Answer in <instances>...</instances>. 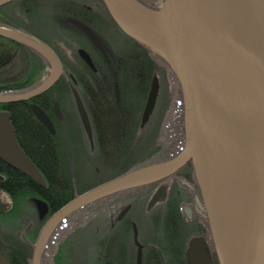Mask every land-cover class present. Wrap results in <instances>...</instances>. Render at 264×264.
<instances>
[{
  "label": "water",
  "instance_id": "1",
  "mask_svg": "<svg viewBox=\"0 0 264 264\" xmlns=\"http://www.w3.org/2000/svg\"><path fill=\"white\" fill-rule=\"evenodd\" d=\"M10 1L0 0V6ZM100 1L123 34L154 49L169 65L179 86L184 145L173 158L103 182L55 211L39 232L31 264H39L44 243L58 222L82 203L123 188L160 181L188 162L201 192V199L195 196V201L205 212L218 264H264V136L257 143L248 144L234 133L264 131V0H237L235 16L240 34L236 37L214 29L221 8L213 23L201 17L208 12L206 0H162L157 9L142 0ZM124 14L136 19V25L126 21ZM68 21L103 50L87 24L74 18ZM0 36L35 49L50 66L48 76L37 87L18 95H0V103L31 99L58 80L62 65L46 44L4 27H0ZM78 53L93 66L87 52L79 49ZM159 87L158 75L154 73L141 113V127L155 108ZM115 89L119 99L117 82ZM71 92L79 120L92 142L82 98L74 86ZM31 107L53 133L48 115L35 104ZM54 111L61 117L56 101ZM9 117L8 112H0V159L45 187L43 175L17 143ZM162 194L163 187L153 193L148 207ZM39 206L40 213H44V203L40 201ZM128 208L124 207L116 220ZM132 230L140 261L141 245L135 223ZM202 241L201 237L191 239L186 251L189 264H209Z\"/></svg>",
  "mask_w": 264,
  "mask_h": 264
},
{
  "label": "flooded vegetation",
  "instance_id": "2",
  "mask_svg": "<svg viewBox=\"0 0 264 264\" xmlns=\"http://www.w3.org/2000/svg\"><path fill=\"white\" fill-rule=\"evenodd\" d=\"M93 1L92 4L97 8L95 10H92V6L89 4L79 0L78 2L74 0H40V3H53L52 7L40 8L41 22L45 23L44 17H47V22L51 24L44 26L47 30L38 31L39 28L36 30L14 24L7 27L0 26L43 42L54 51L62 65L60 77L48 90L31 99L0 103V112L10 114L9 120L14 129L16 141L23 151L26 150L24 152L32 162V158L38 162L37 157L39 156L40 162L43 161L41 156L45 147L47 145L53 147L55 156L52 160V172L56 178L55 183H60L61 187L65 189L71 186L73 190L93 188L122 174L169 160L176 155L174 150L170 153L171 148L174 149L177 146L179 147L178 151H180L183 146L182 132L177 131V136L169 142L168 146L159 150V157L155 156L154 147H149L150 150H144L143 154L146 157L143 159L131 157L129 154L135 156L141 150L138 141L141 115L138 121L105 122L98 119L96 113L103 110L105 102L103 93L107 84V73L98 72V68L113 70L111 66L113 52L109 48L105 36L99 30L100 27L104 26L102 24L105 23L107 18L101 8L102 3H100L101 1ZM23 11L27 10H22V13ZM77 14L82 18L75 16ZM68 18L78 19L87 24L97 35L103 50L96 46L83 30L68 21ZM22 19L25 20V18ZM90 21L94 23L96 29L90 24ZM97 22H100V24H97ZM79 49H83L88 53L93 66L88 65L80 57ZM49 68V62L35 49L0 36V81H4L0 83V95H18L37 87L48 76ZM36 78H38V81L35 84L24 87L28 80ZM81 82L85 84L88 94L87 100H84L82 96ZM115 82L117 81L113 80L112 87L115 101L118 103L120 99L116 97ZM71 86L78 90L90 120L92 142L86 136L81 121H78L79 129L82 130L86 144L87 165L92 166L91 172L94 175H99L101 167L100 164H97L96 158L94 159V156H99L106 168L110 170L109 178H101L97 184L80 186L79 178L76 175L79 171L77 169L79 168L78 157L70 149L74 142L72 140L68 142L64 136L66 133L64 125L67 122L65 120L66 112L62 108V102L60 104L56 97L61 94L63 99V95L68 94L67 97L71 100L76 111ZM55 101L58 102L61 117L57 116L54 111ZM31 104L39 106L48 115L54 128L53 133L37 118ZM25 129H29L30 134L35 133V136L25 137ZM64 177L71 178V180L64 179ZM46 178L44 177L45 182ZM39 186L27 175L12 168L0 159V264H31L39 232L48 219L44 220L47 213H44L42 217L40 216V208L38 207L40 201L44 202V200L33 196L30 197L33 199L30 201L28 197V192L39 190ZM162 187L163 194L159 200L148 207V202L153 193ZM140 189L141 196L145 198L143 203L145 204L144 213H147L145 219H149L146 222L151 226L153 224L159 225L160 232L157 233L152 228L153 232H149L141 240L137 220L128 216L133 209L132 203L118 205L116 212L108 211L103 218L101 233L90 234V237L96 236L101 240L102 248L97 258L93 261V258L88 257L91 255L90 252L88 254L82 253L84 250L78 252L82 256L86 255L87 264H93L94 262L95 264H189L186 260L188 245L192 238L200 237L203 239L201 246L209 257V264H218L205 214L195 201V196L201 199V192L194 174L187 175L182 167L165 179L144 185ZM35 199L38 201L37 203ZM28 205L36 217H32L33 214L31 213H26L28 210H24V207L27 208ZM126 206H129V208L125 215L120 220H116L119 212ZM18 209H20V212L17 211L18 213H16ZM171 209L174 211L173 214L179 215L178 217L175 216L174 226L176 229L174 228L173 236V233H164V225L167 222L164 221V217L158 216ZM40 220H42L41 226L38 224ZM126 223L129 224L131 233H124ZM133 223L136 224L138 230L137 240L141 245L140 261L137 259V245L133 238ZM8 228L9 232L6 231ZM146 228L147 226H145ZM35 229H39L36 235ZM52 234L48 236L44 243L39 264H52L51 259H49L50 262L47 261V251L54 240L56 242L55 256L58 263L61 264L63 255H59V249L65 248L70 251L72 240L74 241L77 235L67 232H58L53 236ZM67 237L70 238L69 243H67L69 240ZM88 240L90 239H86V242ZM87 244L91 246L90 241Z\"/></svg>",
  "mask_w": 264,
  "mask_h": 264
},
{
  "label": "trees",
  "instance_id": "3",
  "mask_svg": "<svg viewBox=\"0 0 264 264\" xmlns=\"http://www.w3.org/2000/svg\"><path fill=\"white\" fill-rule=\"evenodd\" d=\"M74 1L78 2V0H74ZM96 1H99V0H96ZM13 5H16V6H13ZM13 7L14 9L16 8L15 11L9 12L10 9ZM101 8L104 10V13L106 14L108 20L124 37V40L126 43L124 44L126 45V48L123 50H119L118 53L117 52L113 53V60L111 62V66L113 70L106 69V68L105 69L98 68V72L107 73V79H106L107 84H106V87L103 93L104 94L103 99L105 100L103 109L104 108L105 109L97 112L96 115L98 119L102 120L103 118L106 117V119L111 120L113 122H117L121 120L138 121L139 116L141 115L142 110H143V106L146 100L147 92H148L150 81H151L153 74L157 73L158 75L160 74L161 76H163L164 74L167 73L171 77L170 79H174L175 81L176 79L174 78V74L171 71L169 65L159 53H157L154 49L149 48L147 45L123 34L114 24L112 19L109 17L108 13L106 12L102 4H101ZM22 10H27V11H23L22 13ZM75 16H77L78 18H82L79 14ZM22 18H25V20H23ZM41 19L42 18L40 17V0H11L10 2H7L0 6V26L7 27V26H10L11 24H14L16 26L23 25V26H26L27 28H32V29L37 30L38 26H40ZM44 19L46 20L44 26L51 25L50 23L47 22L48 20L47 17H44ZM90 24L95 28V25L92 21H90ZM113 80L117 81V83L119 84V89H120L119 99L120 100L118 103H116L115 98H114L115 95H114V90L112 87ZM37 81H38V78L30 79L26 82L24 87L32 86ZM3 82L0 81V83H3ZM81 83H82V96L84 100H87L88 94H87L85 84H83V82ZM162 87L163 88L159 91L155 108L152 114L150 115L148 123L141 130L140 137H141L142 147L146 145V147L154 146L155 148L157 144L158 146L162 145V148L167 147L169 142H171V140L177 136V131H180V132L182 131V127L180 124L181 114H180L179 120H175L173 117V114H171V116L168 118L167 117L163 118L164 117L163 114L165 113V105H167L166 100L168 98L167 96H163L164 92L166 93L167 91V88H166L167 86L166 87L162 86ZM175 89L174 91L176 95L179 97V105L181 108L178 84H177V88L175 87ZM161 93L163 97H161ZM56 98L61 104L62 95L60 94ZM128 106H129V109H127ZM76 116H77V120L79 121L77 113H76ZM162 119L166 121V127L165 125L162 126L161 133H160V125H161ZM167 120L168 122L169 121L171 122L168 123ZM178 124L180 125V128H178ZM176 126H177V130H176ZM30 132L31 131L29 129L28 130L25 129L24 136L34 137L35 133L33 132L34 134H30ZM145 138L146 139L150 138V140L144 142L143 139L145 140ZM163 138L165 139L163 140ZM36 143H38V141H36ZM36 143H35V146H36ZM24 151L26 152L25 149ZM29 153H30V150H29ZM159 154H160V151H158L157 149L155 156L159 157ZM144 155L145 154H142V157H141L142 159L146 157ZM54 156L55 155L53 153V147H51V145L50 146L47 145L41 156L43 158V161L41 160L40 162V156L37 157L38 162L34 161V159L32 158L33 163L38 167L40 172L42 174L45 173L43 176L45 178L47 177L46 178L47 184L45 187L39 186L40 187L39 190L29 191L28 197L29 198L30 197L32 198L33 196L40 197L42 198V200H44L43 203L45 205V208L43 212L47 213L44 220H46L55 211H57L59 208H61L63 205H65L67 202L73 199L76 195L88 189L87 188L85 190H80V189L73 190L72 186L69 187L68 189H65L61 187L60 183L58 184L55 183L56 178L52 172V160L54 159ZM183 169L187 172V175H193V169H192V165L190 162H188L183 167ZM61 179L63 181V177ZM64 179L71 180V178H67V177H64ZM31 198L29 199L30 201L33 200ZM118 205H123V204L116 203V205L110 206V208L112 209L111 212H116V210L118 209ZM38 207L40 208L39 205ZM141 207L144 209V206H141ZM99 208H103V206L100 205L96 207L95 209H93L92 211H96ZM17 211L20 212V209L16 210V213H18ZM26 213H30V212L26 211ZM44 213L41 212L40 216L42 217ZM173 213L174 211L171 209L169 211H166L165 213L158 215L160 217H164V221L167 222L165 223V225L163 224L164 233H168V234L173 233L172 236L174 235V232H175L174 228L176 229V227L174 226V222H176L175 216L176 217L179 216ZM146 214L147 213H144V215ZM94 216H95L94 214L87 215L85 217V221L83 222L88 223V221L96 218ZM39 223H38L39 226H41L42 220H40ZM75 223L77 224V219L73 221L69 226H67L66 232L70 234L72 233L83 234V236L80 237L81 239H78V241H76V244H77L76 246L78 247L80 251L85 250L84 243H86V239H90L88 240L92 243L90 247L92 251L90 253L93 255V259L95 260L97 256L100 254L101 248H102L100 238L96 236H92L90 238L85 237L86 236L85 230L80 228L82 227L80 224H79L80 226L79 225L77 227L76 225L74 226ZM72 227L75 229H73ZM99 227L100 226L97 225L96 228L92 230L91 234L93 235L99 234L101 232V229H99ZM152 228L155 229V232L157 233L160 232L159 225L153 224ZM77 229L78 231L75 232ZM38 230L39 229H35L34 231L35 235L37 234ZM124 233H131L130 226L127 223L124 226ZM69 241H70V238L67 241V243H69ZM76 253L80 254L78 252ZM60 254L61 256L63 255L61 257V259H63V262L61 264H77L73 260V257H72L73 254L71 253V251H68L65 248L64 249L61 248L59 249V255ZM54 256H55V252H53V254L51 255V258H50L51 263L59 264L57 261V257L56 256L54 257ZM93 264H95V262Z\"/></svg>",
  "mask_w": 264,
  "mask_h": 264
},
{
  "label": "rangeland",
  "instance_id": "4",
  "mask_svg": "<svg viewBox=\"0 0 264 264\" xmlns=\"http://www.w3.org/2000/svg\"><path fill=\"white\" fill-rule=\"evenodd\" d=\"M80 2L89 4L90 6H92V10L97 9L96 7H94V5L92 4V2H94L93 0H79ZM143 2H145L148 6L157 9L160 4H161V0H142ZM224 0H206V7L208 8V12L204 13V14H200L202 18L208 20L209 22L213 23L214 19L216 18L215 16L218 14V11L220 10V8H222L221 6L223 5ZM92 4V5H91ZM16 6V5H13ZM53 3L52 2H42L40 3V8H49L52 7ZM16 9V8H15ZM14 7L10 9L9 12H14L15 11ZM212 16V19H210V17ZM46 21V20H45ZM97 24H100V22H97ZM45 23L40 21V26H38V31H43V30H47L44 27ZM104 25V26H103ZM98 26V25H97ZM103 27H100L99 30L101 31V33H103V35L106 38V41L109 45V48L111 49V51L114 52H119V50H123L126 48V43L124 40V37L121 35V33L113 26V24L108 20V18H106L105 23L102 24ZM125 43V44H124ZM158 75V74H157ZM159 78V91L163 88L162 86L167 88L166 93L164 92L163 96H167V105H165V113L163 114L164 117H170L171 114H173V117L175 120H179L180 118V114H181V108L179 105V97L176 95L174 89L175 87L177 88V83L174 79H170L171 77L166 73L163 76H161L160 74L158 75ZM175 85V86H174ZM176 90V89H175ZM120 93V92H119ZM68 94H64L63 95V99H62V108L63 110L66 112V118L65 120L66 125H64V127H66L65 130V139L70 142V140H72L73 146H70L71 152L72 150L74 151V153L77 155L78 157V164H79V171H77L78 174H76L79 178L80 181V186H84V185H91V184H97L99 183V180H101V178H109V172L110 170H108V168H106L105 164L101 161V158L99 156H94V159L97 162V164H100L101 167V172L99 175H94L91 172V165H87V154L85 151V141H84V135L82 133V130L79 129L78 126V120H77V116H76V111L74 110V107L72 106V102L69 99V97H67ZM162 93H161V97ZM167 106V107H166ZM106 107V106H105ZM105 109V108H104ZM103 109V110H104ZM127 109H129V106L127 107ZM164 111V110H163ZM102 121H110L105 118L102 119ZM124 121V120H121ZM168 122V120H167ZM171 121H169L168 123H170ZM148 123V122H147ZM144 124L143 127H141L140 134H139V146L140 149L139 152H137L135 154V156L133 154H129V156L131 157H138L139 159L142 157V154L144 152V150H150L149 147L143 146L141 144V130L145 127ZM181 127H182V123L180 122ZM166 127V121L164 119L161 120V125H160V133H161V128L162 126ZM164 127V128H165ZM178 128H180V125L178 124ZM117 130V129H114ZM165 138H163L164 140ZM149 139L145 140L143 139V141H148ZM153 144V143H152ZM164 145V144H163ZM158 149V151L161 149L162 150V145L158 146V144L155 146L154 151H156ZM179 152V147H175L174 149L171 148L170 153L172 151ZM91 172V173H90ZM144 186V185H143ZM140 188H142V186H134V187H127V188H123L120 190H117L115 192H111L105 195H101L91 201H87L85 203H82L81 205H79L77 208H75L74 210H72L71 212H69L65 217H63L58 224L56 225L55 229L53 230V234H56L58 232H66L67 231V226H69L73 221H75L77 219V224L75 223L74 226L76 225V227L80 224L82 227H80L81 229H84L86 232V237H90V234L92 233V230L96 228V226H100L99 229H101V225H102V218H104L107 214L108 211H111L112 209L110 208V206H114L116 205V203L119 204H128V203H133V209L131 212H129V217H133L137 220V223L140 227V239L143 240L145 238V236L149 233V232H153L152 231V227L151 224L147 223L148 220L145 219V215H144V209L141 206L145 207V204H143L145 202V198H143L141 195L142 193L140 192ZM137 201V202H136ZM21 203V201H20ZM137 203V204H136ZM103 206V208H99L96 211H92L93 209H95L98 206ZM24 210H28L31 214H33V217H36L35 213H33V211L31 210L30 206L28 205L27 208L24 207ZM94 214L96 217L93 220H90L87 222H83L85 221V217L87 215H91ZM35 215V216H34ZM145 221V222H144ZM147 221V222H146ZM46 222V221H45ZM44 222V223H45ZM70 222V223H69ZM84 223V224H83ZM96 223V224H95ZM40 224V223H39ZM69 224V225H68ZM95 224V225H94ZM79 225V226H80ZM73 226V227H74ZM145 226H147V228L145 229ZM72 227V228H73ZM75 229V228H73ZM7 232H9V228L6 230ZM78 229L75 231L77 232ZM101 233V232H100ZM162 234V233H161ZM85 235V234H84ZM163 235V234H162ZM83 234L79 233L77 234L74 238V241H72V246L70 247V251L73 254V260L77 263V264H87V257L82 256L81 254H77L76 252H80V250L78 249V247L76 246V242L78 241V239H81L80 237H82ZM88 242V241H87ZM84 243L85 245V250L82 253H89L91 252V246L89 244ZM55 240L53 241L52 245L48 248L47 251V261H49L51 255L53 254V252H55ZM92 245V243H91ZM90 251H89V250ZM91 254V253H90ZM89 258H93V255H89ZM90 258V259H91ZM94 261V259H93ZM47 262V263H48Z\"/></svg>",
  "mask_w": 264,
  "mask_h": 264
},
{
  "label": "bare ground",
  "instance_id": "5",
  "mask_svg": "<svg viewBox=\"0 0 264 264\" xmlns=\"http://www.w3.org/2000/svg\"><path fill=\"white\" fill-rule=\"evenodd\" d=\"M237 0H224L223 5L221 6V13L218 15V20L216 22L217 29L228 36L236 37L240 34V26L236 20V11H237ZM124 18L129 23L136 25L137 20L133 19L130 16L124 14ZM140 24V22H139ZM235 136L238 139L243 140L242 142H246L248 144H255L259 141V139L264 136V131L259 130H236ZM138 231V230H137Z\"/></svg>",
  "mask_w": 264,
  "mask_h": 264
}]
</instances>
